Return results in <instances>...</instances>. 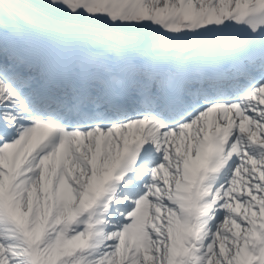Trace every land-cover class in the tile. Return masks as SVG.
I'll return each mask as SVG.
<instances>
[{
    "label": "snow or ice",
    "instance_id": "1",
    "mask_svg": "<svg viewBox=\"0 0 264 264\" xmlns=\"http://www.w3.org/2000/svg\"><path fill=\"white\" fill-rule=\"evenodd\" d=\"M0 264H264V0H0Z\"/></svg>",
    "mask_w": 264,
    "mask_h": 264
}]
</instances>
